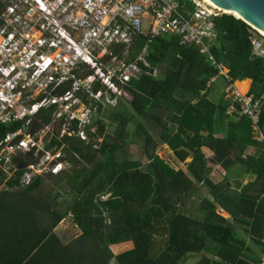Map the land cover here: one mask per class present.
I'll return each instance as SVG.
<instances>
[{"label": "trees", "instance_id": "obj_1", "mask_svg": "<svg viewBox=\"0 0 264 264\" xmlns=\"http://www.w3.org/2000/svg\"><path fill=\"white\" fill-rule=\"evenodd\" d=\"M176 1L189 12L195 9L189 0ZM10 5L0 1V14ZM215 26L216 60L228 68L232 82L240 81L236 86L242 93H247L250 79L251 94L261 97L264 61L251 56L249 27L228 14L216 18ZM145 44L146 37L141 35L125 55L123 47L112 53L130 62ZM149 51L147 59L152 68H159L158 75L143 73L121 85L123 95L111 93L115 106L105 96L98 102L86 91L77 92L92 111L88 139L78 135V121L72 124L73 135L62 137L63 119L46 145L49 151L62 150L73 167L70 172L37 176L25 186L20 184L19 172L7 181L8 189L0 191V264H110L112 260L117 264H182L190 255H203L199 264H262L264 141L257 139L247 117L228 114L223 90L218 98L211 96L215 82L210 86L208 82L218 70L195 47L180 44L175 34H166L156 37ZM85 65L75 64L67 81L51 84L52 94L63 95L73 88L75 79L93 74ZM100 89L99 81L93 83L94 92ZM105 104L116 127L112 136L98 117ZM57 111V105L42 107L23 120L0 123V140L19 130L39 132L55 120ZM258 126L264 136V99ZM153 127L160 129L159 141L151 134ZM132 142L141 145L143 162L122 158ZM165 145L180 162L192 159L187 170L174 168L157 154ZM215 169L224 172L221 181L211 177ZM229 173L234 178H255L236 189ZM200 183L209 194L197 215L184 207L199 196ZM43 188L48 191L42 193ZM53 189L65 196L53 194ZM218 208L230 218L220 215ZM68 217L82 234L64 243L53 231ZM163 224L166 228L161 232ZM159 233L169 236L166 245L156 246L153 239ZM121 244H128V249L114 254L111 247Z\"/></svg>", "mask_w": 264, "mask_h": 264}, {"label": "built area", "instance_id": "obj_2", "mask_svg": "<svg viewBox=\"0 0 264 264\" xmlns=\"http://www.w3.org/2000/svg\"><path fill=\"white\" fill-rule=\"evenodd\" d=\"M0 1L12 2V5L0 14V75L6 78L5 87H0V123L23 120L27 116L35 115L42 107L57 105L55 120L35 134L50 130L51 127L55 131V126L64 119L62 137L66 134L73 135L70 132L72 124L78 121V135L87 140L86 129L91 123L92 111L87 108L82 117L78 115L76 111L82 102L77 92L86 91L98 102L103 101L105 96L107 103L112 104L116 101L115 97L124 94L121 85L143 73L154 77L158 75V67L152 68L147 59L150 53L149 44L158 36L175 34L180 44L195 47L199 54L206 56L211 65L218 70V74L211 77L208 86L221 77L228 80L229 84L223 90L229 102L228 114L247 117L252 123L257 139L264 141L258 126L264 91L262 96L257 98L251 94L250 84L246 94L240 93L235 86L237 81L232 82L228 68L216 60L213 54V47L218 41L215 19L226 13L204 3L203 0H189L195 6L192 12L181 8L176 0H23L29 5L24 12H19L18 8H15L16 0ZM28 14H38L43 19L67 22L71 32L69 36L76 33L82 36L79 43H73L64 36L70 46H77L83 50L79 52L74 49L75 54L84 64L100 69L96 72L97 77L88 75V81L91 83L87 87L81 82L84 78L75 79L73 88L65 94L59 96L52 94L51 91L40 102L30 105L29 109L26 107L25 84L29 79L35 80L37 85L45 83L58 86L69 79L70 72L68 74L62 72V67L67 64L63 60L49 57L44 53L46 44L49 48H57L58 41L46 43L42 37L38 49L31 45L30 52L24 53L23 49L30 43L28 40L31 24L25 20ZM146 21L149 28L143 32L145 28L143 24ZM247 26L250 33L251 56L264 61V36L254 27L248 24ZM44 29V26H41L39 32L43 34ZM59 29L65 32L63 28ZM141 35H145L146 44L134 60L128 62L112 53L114 48L123 47L125 55L135 39ZM99 52L103 56L97 59L95 55ZM106 57L110 58L105 60ZM96 81L110 86L112 92L109 96L103 94L101 89L97 92L92 90V85ZM111 93L116 96L112 98ZM49 133L55 135V132ZM27 134L31 133L19 130L0 140V189H8L7 181L19 172L20 184L28 185L33 178L42 176L43 173L58 175L71 168V164L64 159L62 150H42L41 157L35 163H30L28 159L30 151L36 147L32 140L35 134ZM51 139H46L45 142L49 143Z\"/></svg>", "mask_w": 264, "mask_h": 264}, {"label": "rangeland", "instance_id": "obj_3", "mask_svg": "<svg viewBox=\"0 0 264 264\" xmlns=\"http://www.w3.org/2000/svg\"><path fill=\"white\" fill-rule=\"evenodd\" d=\"M16 9L18 8L19 12H24L26 11L27 8H29V5L27 3H25L23 0H16ZM25 20L28 21L31 24V29L29 30L30 36H29V42L31 43H27L26 44V48L23 49L24 53L28 54V52H30V46L32 45L34 49H38L39 46V40L43 37L46 41V43H51L52 41H58V47L55 48H49V45L46 44L45 45V50L44 53L47 54V56L49 57H55L58 59L63 60V62L67 63L65 66L62 67L63 69V73L68 74L70 72V69L72 66H74L77 63H80L82 61V59L80 57H78L74 52V49H77L79 52L83 51L82 49L76 47H72L69 45L68 41H66L65 37H67L71 42H76L79 43L81 41V34L80 33H76V34H71L69 36L70 32V28L67 25V22L61 20V21H55V20H51V19H43L40 15H31L28 14L25 16ZM145 24V26H144ZM143 24V32L145 30H148V24L147 21L144 22ZM59 26V28H63L65 30L62 31L59 28H57V26ZM41 26H44V32L43 34L41 32H39V30H41ZM60 33V34H59ZM61 34L63 36H61ZM79 34V35H78ZM65 36V37H64ZM145 36V35H143ZM71 37V38H70ZM81 50V51H80ZM96 58L100 59L101 56H103L101 54V52L96 53ZM85 69L86 70H93V74L92 76L94 77V75L97 77L96 72L99 71L100 69L97 68L96 66H90V65H85ZM159 69V68H158ZM163 70V69H161ZM83 73V71H82ZM65 75V74H64ZM88 75L85 76L84 80H82L81 82L84 84V86H88L90 85L88 81ZM26 87H27V91H26V107L27 109H29L31 102L35 101V99H37L38 97L42 96V95H49V92L53 91V89L50 88V85H47L45 83L39 84L37 85L35 80H31L29 79L28 82L25 83ZM250 84L249 82L246 83V87H248ZM228 86L227 81L224 78H220L218 81H215V83L213 84V88L211 91V96L213 98H218L219 95L221 94V91L224 90L226 87ZM103 94H105L106 96H109L110 92H112V89L110 88V86L108 84H102V89ZM125 92V91H124ZM121 99V98H119ZM106 101V99H105ZM122 103L124 102V99H121ZM107 102V101H106ZM107 104V103H106ZM103 105L104 109L103 111L100 113V115L98 116L99 118H101V120L105 123L106 126V133L111 134V136L114 134V131L116 129V127L112 124L111 120L108 118V116L111 114V110L109 108V106L107 105ZM117 103L116 101H113L112 105L110 106H115ZM87 106L82 104L79 106V108L77 109V113L78 115L81 117L84 114V111L87 110ZM62 110V109H61ZM86 112V111H85ZM88 113V112H87ZM128 114H130L129 112H126ZM59 126H55V131L56 129H58ZM131 128V127H130ZM129 128V129H130ZM95 130V129H94ZM55 132L53 131V127L50 128V130H45V132H40L38 133V135H33L34 138L32 139L36 145L35 149L30 151L29 157L28 159L31 161L30 163H35L36 160H38L39 157H41V152L42 150H46V145L47 143L45 142L46 139H50L52 138V133L49 132ZM130 131H132V129H130ZM56 133V132H55ZM151 134L153 135L155 141H159V134H160V129L158 127H153V129L151 130ZM27 135H31V134H27ZM255 136H257V134L255 133ZM140 139V138H139ZM141 140V139H140ZM103 140L100 139L99 142L101 143ZM45 142V144H44ZM98 148V147H96ZM255 152V151H254ZM257 153V151L255 152ZM157 154L162 157L163 159H165L168 163H170L174 168L176 169H185L187 170V166L188 164L191 162V158H188L186 160V162H180L175 154V152H173L171 150V148L168 145H165L163 147H161L158 151ZM122 158L131 160V161H141L143 162L144 160V154H143V149L141 147L140 144H137L135 142H132L130 144H128L126 146V148L123 150L122 154H121ZM37 163V162H36ZM72 166L70 169L67 170V172H70L72 170ZM45 174V173H43ZM41 174V175H43ZM232 175L229 176L231 177V183L232 186L234 187H239L236 182H235V178H234V174L231 173ZM247 176V175H246ZM211 177L215 180V181H221L224 178V172L221 169H215L211 172ZM254 175L253 176H249L248 179L253 180L254 179ZM25 186V185H22ZM199 187L201 189L199 196H195L193 197L188 204L186 205V207L182 206L181 208H186V211L188 212H195L198 215L199 212V208L201 206L202 200L204 198L205 195L209 194V190L207 187H205L202 183L199 184ZM7 189V188H1L0 191ZM47 189H41L42 193L47 192ZM53 194H57L60 193L61 195L65 196L63 192H60L59 190H55L53 189L51 191ZM109 196L103 197L104 200L108 199ZM217 212L222 215L225 218H229V215L223 211V209L218 208ZM166 228V224H163L162 230L161 232H163V230H165ZM53 233H55L59 239H61L64 243H70L71 241H73L74 239L78 238L82 232L80 229H78L74 223L71 217L66 218L57 228L55 231H53ZM169 236L167 234L163 235L162 233L156 234L155 235V239L154 242L156 243V246H163L166 245L167 241H168ZM128 244H121V245H117V246H112L111 249L114 252V254H118L121 253L123 251H125L126 249H128ZM203 258V255H190V257L188 258L187 261L183 262L182 264H199L201 259ZM110 264H117L115 261H111ZM262 264H264V256L262 257Z\"/></svg>", "mask_w": 264, "mask_h": 264}, {"label": "water", "instance_id": "obj_4", "mask_svg": "<svg viewBox=\"0 0 264 264\" xmlns=\"http://www.w3.org/2000/svg\"><path fill=\"white\" fill-rule=\"evenodd\" d=\"M224 12L240 16L246 24L264 33V0H208ZM231 15V14H229Z\"/></svg>", "mask_w": 264, "mask_h": 264}, {"label": "crops", "instance_id": "obj_5", "mask_svg": "<svg viewBox=\"0 0 264 264\" xmlns=\"http://www.w3.org/2000/svg\"><path fill=\"white\" fill-rule=\"evenodd\" d=\"M248 80V82H249V84H251V80L250 79H247ZM247 80H245V81H247ZM245 81H242V82H245ZM237 82H239L240 83V81H237ZM249 87V86H248ZM248 87H246V89H248ZM250 175H247V176H245V177H242V178H235V182H236V184L239 186V187H234V188H236V189H241L242 187H243V185L244 184H246L248 181H250L251 179H248V177H249ZM251 177V176H250ZM255 178V177H254ZM232 184V183H231ZM221 209H223V208H221ZM223 211H224V209H223ZM227 213V212H226ZM228 214V213H227ZM229 215V214H228ZM229 218H230V215H229Z\"/></svg>", "mask_w": 264, "mask_h": 264}, {"label": "bare ground", "instance_id": "obj_6", "mask_svg": "<svg viewBox=\"0 0 264 264\" xmlns=\"http://www.w3.org/2000/svg\"><path fill=\"white\" fill-rule=\"evenodd\" d=\"M203 2L209 4V5H211V6L215 7V8H217V9H219V10L222 11V12H224L222 9H220L219 7H217V6H216L214 3H212L211 1L203 0ZM224 13H226V14H231V15H235L237 18H241L240 16H238V15H236V14H233V13H231V12H224ZM258 31L264 36V33H263L262 31H260V30H258ZM235 86H236V84H235ZM236 88L239 90V88H238L237 86H236ZM246 90H247V92H248V89H246ZM239 92L242 93V91H240V90H239ZM242 94H245V93H242Z\"/></svg>", "mask_w": 264, "mask_h": 264}, {"label": "flooded vegetation", "instance_id": "obj_7", "mask_svg": "<svg viewBox=\"0 0 264 264\" xmlns=\"http://www.w3.org/2000/svg\"><path fill=\"white\" fill-rule=\"evenodd\" d=\"M5 81L6 78L2 75H0V87L4 88L5 87Z\"/></svg>", "mask_w": 264, "mask_h": 264}]
</instances>
